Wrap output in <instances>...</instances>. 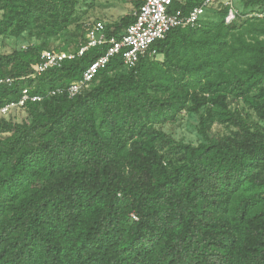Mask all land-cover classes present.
Wrapping results in <instances>:
<instances>
[{
  "label": "trees",
  "instance_id": "obj_1",
  "mask_svg": "<svg viewBox=\"0 0 264 264\" xmlns=\"http://www.w3.org/2000/svg\"><path fill=\"white\" fill-rule=\"evenodd\" d=\"M79 5L0 0V37L74 26L77 54ZM244 7L264 14V0ZM212 14L158 41L162 59L128 69L116 55L75 97L69 87L107 44L41 73L44 51L69 49L0 54V109L25 90L42 98L0 117V264H264V16ZM134 22L125 15L106 35L120 39ZM16 110L28 119L8 120ZM183 113L199 115L196 146L163 130Z\"/></svg>",
  "mask_w": 264,
  "mask_h": 264
},
{
  "label": "built area",
  "instance_id": "obj_2",
  "mask_svg": "<svg viewBox=\"0 0 264 264\" xmlns=\"http://www.w3.org/2000/svg\"><path fill=\"white\" fill-rule=\"evenodd\" d=\"M187 0H138L139 8L134 13L135 22L130 25L122 34L120 39L108 37L106 35V24L101 20H96L86 24L85 43H81L77 54L72 52L51 53L44 51L42 58L45 61L37 65L34 70L36 73L44 72L48 68L60 66L64 60H73L77 56H83L89 49L102 45H108V51L98 61L93 63L83 74V79L74 82L68 89L70 97H75L82 91L89 89L100 69H104L109 61L116 55H121L124 65L128 69L137 66L141 58L158 59V53L154 45L167 37L176 28H199L202 22L207 19L208 14L213 11L221 10L223 7L228 9L226 23L231 24L238 17H263L262 13L252 11L240 12L235 0H202L199 6L191 10L184 11L178 6H185ZM4 82L0 80V83ZM10 83L11 80H6ZM55 92H53V95ZM41 101L39 96L32 97L28 90L23 92L22 99L17 104H10L0 109V117L10 114L13 108L24 107L27 101Z\"/></svg>",
  "mask_w": 264,
  "mask_h": 264
},
{
  "label": "rangeland",
  "instance_id": "obj_3",
  "mask_svg": "<svg viewBox=\"0 0 264 264\" xmlns=\"http://www.w3.org/2000/svg\"><path fill=\"white\" fill-rule=\"evenodd\" d=\"M246 0H235L236 6L243 14L250 13L249 9H245L244 2ZM136 0H99L94 3L93 7L90 8V1L80 0L78 7L79 14L83 19L84 31L85 25L101 20L106 25L117 22L125 15H133L136 9ZM261 10L260 7H255L254 10ZM208 14L207 18H212V14ZM251 14V13H250ZM264 16V14H263ZM246 16L242 17L241 20H245ZM82 31L75 30V27H71L70 30L61 37L56 38H37L35 33L26 32L22 36L16 37H0V54L7 55L14 51L27 50L29 47L34 45L44 44L50 50H58L59 48H67L70 52H73L76 42L80 40ZM162 59V57H158ZM241 107V106H240ZM251 111H249L250 114ZM251 115V114H250ZM28 119V114L24 110H16L9 116L8 120L14 122H22ZM252 121L260 123L258 118L253 114ZM199 124V115L191 113H183L179 120L173 125H165L163 130L168 134L172 135L176 141H182L184 143H191L197 145L201 142V137L198 134L197 126ZM214 133L227 134L228 130L222 126L215 125L213 127ZM3 137V136H2Z\"/></svg>",
  "mask_w": 264,
  "mask_h": 264
}]
</instances>
